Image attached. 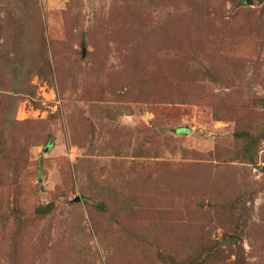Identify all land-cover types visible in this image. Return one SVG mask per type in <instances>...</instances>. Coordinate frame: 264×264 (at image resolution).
<instances>
[{
	"label": "rangeland",
	"instance_id": "374dc122",
	"mask_svg": "<svg viewBox=\"0 0 264 264\" xmlns=\"http://www.w3.org/2000/svg\"><path fill=\"white\" fill-rule=\"evenodd\" d=\"M182 1L0 0V150L27 152L0 185V264H50L28 242L46 219L13 234L46 203L51 233L77 240L72 264H171L159 235L173 239L180 223L205 231L192 261L209 263L210 251L222 264H264V0ZM166 19L179 31L140 34ZM18 33L44 40L51 69L34 54L39 69L15 91ZM240 132L260 137L253 163L236 155ZM115 194L140 227L110 236L92 220Z\"/></svg>",
	"mask_w": 264,
	"mask_h": 264
},
{
	"label": "trees",
	"instance_id": "16d2710c",
	"mask_svg": "<svg viewBox=\"0 0 264 264\" xmlns=\"http://www.w3.org/2000/svg\"><path fill=\"white\" fill-rule=\"evenodd\" d=\"M156 1L157 3L160 4H165L166 0H153ZM194 0H183L182 2L186 5V6H190L191 3ZM24 4V3H23ZM26 4V2H25ZM136 14V15H135ZM133 14L134 18H132V24L137 25L138 23H140V18H138L137 13ZM140 13L138 12V15ZM18 21L20 23V25L22 26L23 24L26 23V17H19L18 16ZM169 19H166L164 22L162 21L161 23H159L158 25L154 26V28H152L151 26L147 28V25H142L141 26V31L140 34L142 35V37L144 38V36L147 35H151V34H156V39L157 40H163V38H165L167 35L171 34L173 30H177L179 31V27H171L174 26L171 23H168ZM139 30V28H138ZM143 31V32H142ZM144 35V36H143ZM37 38L32 39V38H26L25 37H21L20 33L17 34V38L15 41L16 44V52L18 53V55H16V62H14L13 64H10V68L13 69V80H17V83L15 84V81L13 82V86L14 89L12 90H17V86L23 88L26 86V83L28 82V80L30 79V76L33 74V72L35 71V69L38 68L39 66V58H35L36 54H41L44 57H46V51H45V42L43 39H41L40 43L38 41H36ZM38 51V52H37ZM37 52V53H36ZM35 54V55H34ZM44 65H43V69L42 72L43 74L47 75V73H50V63L48 61L47 58H44ZM41 60V58H40ZM28 63H31V66L28 67ZM39 69V68H38ZM207 75L211 76V70L207 71ZM212 78V77H211ZM16 86V87H15ZM16 88V89H15ZM10 99L12 97H9ZM9 98H6L5 100H3L2 102H6L8 107H6V109L11 108H15V102L13 100H8ZM2 124L6 123L7 126H12V122L11 121H4V119L2 118ZM32 126V122H29L27 126ZM29 132H31V127ZM245 132H240L239 136L241 138H243L246 141V145L245 147H243L244 149H237V153L236 155H238L239 157H242L244 160H248L250 162H254V157H255V151L257 149V143L260 139L259 136L253 137L251 135H249L248 133H245L244 137L243 134ZM35 136H38V134H36ZM29 138H25L24 139V144L26 142H29ZM37 139L33 137V141L35 142ZM49 140H51V138H49ZM18 160V161H17ZM27 160V152L25 148H19V151H16L14 149L13 146H11L10 149L8 150H0V185L4 184L5 180H8L9 178V174H6V172L8 173L7 170H9V168L11 169V163L12 161H14V163L16 162L17 164L21 163L23 165L24 162H26ZM247 162V161H245ZM12 173L15 172L14 170H12ZM14 175V173H13ZM143 182L141 183V186H143L146 183V179L145 177L142 178ZM6 184V183H5ZM180 185H177L176 187H179ZM113 199V200H112ZM117 194H115V196H112L111 198V202L110 201H102V202H98L97 203V208H96V213L98 212L99 215H102V217H99L97 220H92V226L97 229V227L100 226V224H103V221L101 220H105L104 222H106V224H109V229H110V236L115 235L118 231H122V229L124 228L125 225L130 226L132 224V214H129V210L131 209L133 211L134 209V204H131L130 206L128 205H117ZM55 207L52 203H46L43 205H39L38 207H36V218H32V217H28L26 216V218H20L21 216H19V218L17 220H15L14 222V232L13 234L16 236L14 237V240H16L18 238V236L20 235L22 229H26L27 227L30 228V226L32 225V222L36 221H41L42 219H46L48 222V228H42V231H38L37 226L34 227L35 229H33V233L36 235V237H34V239L29 240L31 236H29V241L30 245L34 246L35 249V257L39 260H41L43 263L48 262L50 264H72V260H73V256L74 254H72V252L75 253V251L77 250L78 246L77 244V240H73L70 233H68V235H62V233H57L58 237H55L54 234L51 233L50 231V227L49 224H52L53 219L55 218V213H54ZM109 211L111 213L110 216H108V212ZM131 211V212H132ZM124 217V218H123ZM92 219V217H91ZM167 219L166 217L162 216L160 217L159 222H162L163 220ZM68 220V219H67ZM117 222V226L115 227V229H112L110 225L111 222ZM191 222V221H190ZM72 223V221H71ZM26 224V225H25ZM64 224V223H63ZM155 224L157 225V221H155ZM38 225V224H37ZM220 225L223 227L224 230H232L228 228V224L226 223H220ZM136 226V227H140L139 223L135 224V222L132 224V227ZM191 226L194 227L193 223H188L187 227L190 229H187L186 226L182 223H180V226H178L177 228L180 230V232H183L185 230H188V233H183V237L181 236V233L179 232L177 235H174L173 239H166L163 236H160V241H163V250L164 253L167 254L170 263L171 264H184L182 262V260H185V257L187 256V262L186 264H199V260H201L203 257L197 259V261H192L189 256L191 253H197V248L198 245L200 244H204L205 242V231H194L191 229ZM160 229V227H158ZM31 229V228H30ZM47 229V230H46ZM235 229L236 232H243V224L239 221L237 222L236 220V225L233 228ZM36 232V233H35ZM203 233V234H202ZM56 235V234H55ZM129 235V234H128ZM130 237L133 236V234L129 235ZM127 236V237H129ZM236 236H231L230 240L233 241L235 239ZM57 238V239H56ZM56 239V240H55ZM27 242V243H28ZM135 242L137 243V246H133V248H139L142 239H137L134 240L132 239L131 243ZM26 243V248L31 247L30 245L28 246V244ZM49 244V245H47ZM160 244V246L162 245ZM57 249L54 251V249ZM46 250V251H45ZM54 252H53V251ZM209 257H213L214 259L211 260L209 263L206 264H222L224 261L221 260L222 256H213L210 251L206 254ZM13 259V258H12ZM196 260V259H195ZM41 262V263H42Z\"/></svg>",
	"mask_w": 264,
	"mask_h": 264
},
{
	"label": "water",
	"instance_id": "95a60500",
	"mask_svg": "<svg viewBox=\"0 0 264 264\" xmlns=\"http://www.w3.org/2000/svg\"><path fill=\"white\" fill-rule=\"evenodd\" d=\"M47 150V147H45L44 149H43V151H46ZM77 200V199H76Z\"/></svg>",
	"mask_w": 264,
	"mask_h": 264
}]
</instances>
